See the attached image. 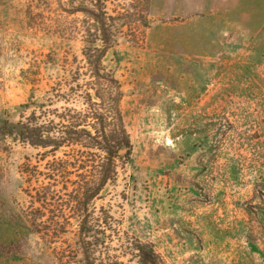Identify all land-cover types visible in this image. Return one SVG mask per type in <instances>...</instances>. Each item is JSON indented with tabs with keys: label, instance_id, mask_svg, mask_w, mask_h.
<instances>
[{
	"label": "rangeland",
	"instance_id": "1",
	"mask_svg": "<svg viewBox=\"0 0 264 264\" xmlns=\"http://www.w3.org/2000/svg\"><path fill=\"white\" fill-rule=\"evenodd\" d=\"M81 2L0 0V264H84L75 201L31 221L47 179L27 170L53 157L9 133L67 58L83 60L94 23L72 12ZM107 11L125 32L104 63L133 149L89 204L104 256L141 264L136 238L159 264H264V0H108Z\"/></svg>",
	"mask_w": 264,
	"mask_h": 264
},
{
	"label": "trees",
	"instance_id": "2",
	"mask_svg": "<svg viewBox=\"0 0 264 264\" xmlns=\"http://www.w3.org/2000/svg\"><path fill=\"white\" fill-rule=\"evenodd\" d=\"M107 2L82 0L80 6H73L72 12L83 11L94 23V31L84 36L83 60L67 58L64 75L52 80L40 100L31 95L24 106L33 108L22 115L18 128L9 130L16 139L44 150L43 156L53 157L46 163V171L27 170L30 178L39 179L42 174L47 179L30 194L31 202L39 203L32 223L45 212L55 214L56 209L75 201L71 208L81 218L84 264H124L119 258L104 256L105 235L98 238L94 234L100 220L89 213L90 202L117 179L120 162L127 163L133 149L121 109L122 84L104 63L108 50L118 43V35L125 34L116 24V16L108 13ZM63 191L72 199L60 198ZM47 229L44 233L49 234ZM129 243L138 251L141 264H159L151 243L136 238Z\"/></svg>",
	"mask_w": 264,
	"mask_h": 264
}]
</instances>
